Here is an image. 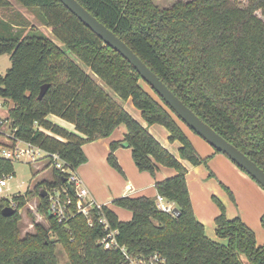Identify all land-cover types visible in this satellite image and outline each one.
Returning a JSON list of instances; mask_svg holds the SVG:
<instances>
[{
	"label": "trees",
	"instance_id": "16d2710c",
	"mask_svg": "<svg viewBox=\"0 0 264 264\" xmlns=\"http://www.w3.org/2000/svg\"><path fill=\"white\" fill-rule=\"evenodd\" d=\"M77 1L203 121L264 170V0H175L166 7L153 0ZM16 2L35 10L63 47L37 29L15 31L0 15V54L8 53L11 61L0 75V97L12 102L7 112L10 139L43 150V169L50 168L52 174L33 190L48 228L36 223L34 232L19 234V210L31 191L0 198V264H57L56 243L63 245L69 264H120L118 251L98 243L105 233L101 217L117 229L119 242L130 252H158L166 264H264V243H256L254 231L240 217L227 218L223 212L215 217L216 235L225 243L206 236L193 213L188 168L118 101L130 98L148 125L164 126L190 165L205 162L175 113L143 86L147 83L137 70L59 0ZM9 5V0H0V8ZM43 84L49 87L39 99ZM120 124L126 131L122 139L110 142L109 161L120 169L114 150L126 146L139 171L155 176L162 165L173 168L175 173L156 180L155 188L178 212L162 211L155 198L145 195L121 196L113 204L131 212L128 220L101 205L91 210V224L81 213L59 222L49 211L48 194L40 196L42 188L48 192L66 184L67 173L55 167L50 154L57 153L66 167L76 169L86 161L83 144L110 136ZM13 162L0 157V178L14 172ZM68 194L75 211L76 197ZM6 206L15 209L12 215H3ZM261 221L264 225V214Z\"/></svg>",
	"mask_w": 264,
	"mask_h": 264
},
{
	"label": "rangeland",
	"instance_id": "374dc122",
	"mask_svg": "<svg viewBox=\"0 0 264 264\" xmlns=\"http://www.w3.org/2000/svg\"><path fill=\"white\" fill-rule=\"evenodd\" d=\"M153 1L161 7H166L171 5L175 0ZM245 1L246 0H243L242 4H244ZM9 2L10 5L8 7L0 8V15L13 25L12 27L15 31H21L22 34H24L30 29H37L51 38L56 44L62 46L61 42L51 34L50 28L44 24L35 10L21 6L16 0H9ZM257 14L261 16L259 12ZM261 17L264 20V16ZM10 65L11 61L9 54H0V75H4ZM94 78L103 85L97 77L94 76ZM143 86L150 91L148 84H143ZM104 88L106 87L104 86ZM118 101L130 115L143 126L146 128L148 127L154 137L189 169L188 185L190 188L189 193L193 213L204 225L206 236L220 243L226 242L225 238L217 236L215 232V217L223 212L227 218L240 217L241 220L245 222V224H248L254 231L256 243H264V225L261 221V217L264 214V209H262V206L264 207V188L262 186L232 162L226 155L217 152L203 138L192 131L180 118L174 115L175 119L186 131L185 134L194 146L196 152L205 159L204 163L196 166L190 165L185 159L180 157L179 141L169 140L167 130L164 126L156 123L148 125L142 117L141 111L132 103L130 98L124 100L118 98ZM11 105L12 102L10 100L5 101L0 97V131L2 134L0 136V142L4 144L9 143L7 136L11 133L10 121L7 119V112ZM122 130L126 131V126L124 124L117 126L111 133V136H119ZM88 145L96 147L91 155L93 160H89L90 163H93V168L96 170L95 176L90 177L95 189L101 191L102 187L104 188L105 185L106 188L110 190L112 184L115 185L116 183H122V181L125 182L124 173L108 159L110 148L106 150L104 147L100 146V144L90 143L84 145V148H87ZM21 146L24 147L23 144H21ZM120 149L125 151L123 152L125 156L127 153V158L129 157L132 159L130 147H121L119 150ZM115 150L114 156H116ZM36 156L39 157L36 160H31L26 156H22L19 160H14V172L5 177L7 185L2 187V192L0 193V198L6 197L10 199L13 195H27L26 191H31V195L28 197L26 196V204L19 210L20 220L18 222V230L21 237L26 233L34 232L36 223L46 228L49 227L47 217L38 209L39 196L37 192L33 190L35 184L40 181V179L50 180L52 179V174L50 168H45L43 170V166L46 163V160L43 158L44 154L40 152ZM122 159H125V157H122ZM84 163L86 162L80 165H84ZM132 163H134L133 159ZM80 165L78 167H80ZM78 167H76V169H78ZM171 171L172 173L175 172L173 168L162 165L160 166L159 172L155 175L161 177ZM151 177L153 176L151 175ZM252 186H256V190ZM148 190V192H150L149 194L152 192L154 193L153 195L145 196L151 197L156 195L153 186ZM115 207L114 210H118L119 213L117 214L121 219L130 218L131 212L127 208ZM51 236L55 238L53 235ZM55 253L57 264H69L67 253L61 243H56Z\"/></svg>",
	"mask_w": 264,
	"mask_h": 264
},
{
	"label": "water",
	"instance_id": "95a60500",
	"mask_svg": "<svg viewBox=\"0 0 264 264\" xmlns=\"http://www.w3.org/2000/svg\"><path fill=\"white\" fill-rule=\"evenodd\" d=\"M69 11L78 17L87 27L97 34L105 44L119 52L139 73L148 86L160 96L166 105L180 118L191 130L203 138L215 150L226 155L238 167L242 168L251 178L264 188V170L259 167L249 156L217 133L208 123L203 121L190 109L174 92L145 64L144 61L112 30L98 20L77 0H59ZM49 84L41 85L38 98L41 99ZM65 181V179H64ZM69 191L72 186L66 182ZM47 191L42 189L40 196H46ZM15 209L6 206L2 209L5 216L12 215ZM174 209L173 213H177Z\"/></svg>",
	"mask_w": 264,
	"mask_h": 264
},
{
	"label": "built area",
	"instance_id": "2783aa9c",
	"mask_svg": "<svg viewBox=\"0 0 264 264\" xmlns=\"http://www.w3.org/2000/svg\"><path fill=\"white\" fill-rule=\"evenodd\" d=\"M0 131V136H1ZM9 143L0 142V157L10 159L12 161L21 159L22 156H26L31 160H36L40 152L44 155L46 153L38 148L37 146L25 142L19 139L14 141L10 139V135L7 136ZM24 145V147L21 146ZM51 158L55 167L67 173L66 182H68L73 190V194L76 197L75 200V211L71 209L70 205L74 204L73 198L68 194L69 189L66 184L62 189L54 188L48 191L49 200V211L52 215L56 217L59 222L67 220L76 213L83 214L88 223L91 224V210L93 208L99 209L102 204L97 203L89 195V191L85 186L83 180L75 171L66 167V163L60 159L57 153H51ZM6 176L0 178V193L2 192V187L7 185ZM156 206L164 212L173 214L175 209V204L173 201L166 199L164 196L157 194L155 196ZM101 225L104 229V235L98 240V243L102 245L104 249L116 250L121 254L120 264H166L165 258L158 252H152L147 255L132 253L128 250L126 245L119 242L117 238L118 231L115 228H111L110 224L106 218L101 217L99 219Z\"/></svg>",
	"mask_w": 264,
	"mask_h": 264
},
{
	"label": "crops",
	"instance_id": "0c3cea01",
	"mask_svg": "<svg viewBox=\"0 0 264 264\" xmlns=\"http://www.w3.org/2000/svg\"><path fill=\"white\" fill-rule=\"evenodd\" d=\"M50 119L53 120L54 122L64 126V127L68 128V129H70V130L73 129V125L71 123L63 120V119H60V118L55 117V116H50ZM181 128L184 130L183 126H181ZM147 129H148V127H147ZM184 132H186V131L184 130ZM124 133H125V131L122 130V132L119 136L115 135L116 136L115 137L114 135L111 136V134H110V136H108V137L99 138L97 140L84 143L82 148H83L84 154L86 153L85 154V156H86L85 162L86 163H84V165H80V167H78L79 170L78 169L75 170L76 172H78V175L81 177L85 186L87 187L90 197L92 199H94L97 203H100L102 205H106L113 210H114V208H116L115 205L113 204V200L115 198L121 197V196L153 195L154 192L149 194L150 192H148L149 191L148 189L152 188V186H153V188H155V181L166 178V177L171 176L175 173V172L172 173V171H171V172H168L167 174H165V176L158 177L156 175L155 176L152 175L153 177H151L149 172L139 171L137 169L135 164L132 163V159H130L129 157L127 158V153L125 156V153H123L125 151L122 149L119 150V148L126 147V146H121V147L116 148V150H115L116 156L115 157H116V160L120 166L121 172L124 173V176L126 179L125 182L122 181V183H120V184L119 183H116L115 185L112 184L110 190H108L106 188V186L104 185V188L102 187L101 191H97V189H95L93 182L90 179V177L95 176L96 170L93 168V163H90V161H89V160H93L91 158V155L93 154V151L95 150L96 147H93V145H88L87 148H84V145L89 144V143L90 144H97V145L100 144V146L104 147L107 150V149H109L110 142L113 140L122 139ZM167 135H168V132H167ZM122 157H125V159H122ZM159 170L156 173H158ZM167 171H169V170H167ZM189 174H190V172L188 169V172L186 174L187 185L189 182V179H188ZM242 178H246V177H242ZM252 187L255 190L257 188L256 186L255 187L252 186ZM188 190L190 192L189 185H188ZM155 193L157 195L156 188H155ZM155 196H151V197L155 198ZM262 209H264L263 206H262ZM114 211L116 212V214L119 213L118 210H114ZM117 216H118V214H117ZM118 218L121 219L119 216H118ZM128 219H130V218L127 217V218H123L121 220H128Z\"/></svg>",
	"mask_w": 264,
	"mask_h": 264
}]
</instances>
